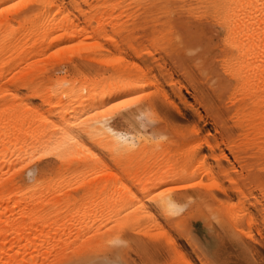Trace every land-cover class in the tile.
Segmentation results:
<instances>
[{
	"label": "bare ground",
	"instance_id": "6f19581e",
	"mask_svg": "<svg viewBox=\"0 0 264 264\" xmlns=\"http://www.w3.org/2000/svg\"><path fill=\"white\" fill-rule=\"evenodd\" d=\"M0 10V264H90L98 257L133 264L131 241L150 252L165 245L185 259L165 225L183 227L196 199L217 203V218L253 235L244 232L252 213L224 201L231 193L246 197L236 180H264V0H0ZM205 21L220 32L209 47ZM117 37L140 63L104 55L121 47ZM147 43L170 52L178 69L184 57L196 59L193 68L206 66L201 74L191 67L196 100L223 132L233 127L226 116L239 131L228 136V148L247 175L228 179L230 188L201 155L205 143L224 172L222 159H229L215 153L218 142L200 138L188 149L186 140L161 137L169 117L183 112L148 89L158 78ZM189 44L192 53L184 51ZM21 89L49 109H28L27 98V108L24 98L16 103L12 90ZM133 98L122 120L103 126L96 123L103 116L85 118ZM260 188L251 205L264 213Z\"/></svg>",
	"mask_w": 264,
	"mask_h": 264
},
{
	"label": "rangeland",
	"instance_id": "374dc122",
	"mask_svg": "<svg viewBox=\"0 0 264 264\" xmlns=\"http://www.w3.org/2000/svg\"><path fill=\"white\" fill-rule=\"evenodd\" d=\"M202 26H203L202 30H204V35H205L204 44L208 45L209 47V45L214 39H219L220 32L217 31L216 26L210 21L203 22ZM191 28L196 29L197 26H192ZM215 32L217 35H215ZM117 38L121 47L119 48L118 45L119 49L114 47H110L111 49H109L107 46L108 50L103 52L104 55L110 54V56L108 55L110 58L112 54L114 57H116L115 54L121 53L120 55H117L118 58L122 60H126L128 58L129 60L128 61L126 60V62L128 63L129 62L133 63V60L135 59L137 63H140L141 59L135 54V52L132 51L126 45V43L121 40V38L119 37ZM178 42L179 40H173L172 44L177 45ZM147 47L150 50H152V52L154 53L153 54L148 48L145 51V52L147 51L150 52V54H146V58L148 59L149 63L152 65L154 69V70L152 69L153 72L151 73V77L158 78L157 80L156 78L153 79L156 81V82L154 81L155 85L158 83L156 87L153 85L150 86L148 89H150L151 92H156L155 93L156 98H158L159 100L169 101L170 99L171 103L172 104L174 103L175 107L179 106L178 108H180V110L182 109L183 112L181 114L175 113L174 117L172 116L169 117V120H167L169 126L167 128L160 129L161 130L160 134H162L161 137L165 138V140L162 139L161 137L160 138L165 142L171 140L180 141L181 139L186 140L187 146L184 148L188 147V149H191V145L192 147H194V144L195 145L198 144V142H200L201 139H202L201 142H204L205 139L210 140L211 143L218 142L220 148H217L215 153L218 155L223 151L227 156V158L229 159V161H227L226 159H222L223 166L226 169L224 172H220L216 167L217 163L209 147L205 143L203 144V150L201 155L205 156L206 162L207 160L209 161L207 165L212 163L211 166L213 165L212 168H214V171L216 173L214 175L219 179L221 178L220 181L218 180V182H221L222 185H225V187L230 188L232 186V181H234L232 180V178L238 179L239 174L247 175V172L242 169L239 163H237L233 154L228 148V143H229L228 136L235 137L239 134L237 127L234 126V121L231 119L232 116L230 118L226 116V120L228 121V124L230 126H233L230 131V134L228 135V133L223 132L221 128L214 122L212 113L208 112L196 100V94L193 87L194 80L192 75V68H193L192 64L194 63L196 64L195 62L196 59H194L195 61L192 62L191 61L192 59L184 57L183 60L184 69L181 70L174 65L171 59L172 55L170 54V52L157 49L154 46L151 47L149 43H147ZM193 48L194 45L189 44L188 49L184 51L187 53L188 51L189 53H192L191 51L193 50ZM117 49L118 50L122 49L121 50L122 52L120 51L118 52ZM123 50L125 51L123 52ZM122 53L123 55L124 54L126 55V56L124 55L125 59L124 57H122ZM119 56H121L122 58ZM156 65H160L161 68ZM198 65L199 64H197L196 68H193L194 69L193 71L201 74L200 72L202 70L200 71V69H206V66L204 67V65L203 66H198ZM214 75L216 76L218 75L217 71L212 73L213 77ZM170 81L171 83H169ZM190 81H192V83H190ZM178 82H180V84H178ZM158 87L161 88H159L158 90ZM12 91H14L13 95L15 93L14 98H17V99L13 98L15 101L16 100L22 101L23 100L22 98L25 99V101L23 100L25 104H21V101L20 102L16 101V103L18 104L20 103L21 105L27 104L26 108L30 104V108L28 109L37 110V108H39L38 110H40L41 112H43L42 110L44 109H45L44 112H46L49 109L48 107L49 105L46 104V102H44L42 98L40 99L29 98L28 96L30 93L27 89H21L18 91L12 90ZM164 91L165 92L167 91V93L164 94L165 93ZM177 91L182 92L181 94L183 95V98H180V96L176 93ZM18 93L20 95H18ZM26 100L27 102H29V104L26 103ZM5 104L6 103H4V105ZM193 109L200 112V114L202 115L201 119L194 114ZM174 111L176 112L175 109ZM194 128L196 129V131ZM199 167L200 164L198 165L197 168ZM233 167L235 168V170L233 169ZM230 178L232 181L228 180ZM203 179H204L203 181L206 182L205 180H207V177L203 176ZM209 180L210 179H208L206 183L211 182ZM235 182H238L240 184V187L244 189L243 191L246 194V197L239 198L235 194L231 193L232 198H230V200H225V201L222 200V201L226 202L227 206L232 205L230 207H232L234 210H237L234 207L237 205V208L238 207H239L238 209L241 208L240 209L241 211L245 209L247 213L249 212L248 214L252 213L253 216L250 215L251 219L253 217L254 219L253 221L256 224L253 222L251 223L252 226L250 225L249 227L248 225H245L244 232L253 234V235L249 234L250 236H253V238L252 237L249 238L250 236H248V234L246 236V235H241L238 232H235L226 221L217 218L214 213L215 212L214 209L216 210L219 207L217 203L211 202L213 206H210L211 204L208 205L206 201L205 202L202 200L198 201L196 199V201L191 202L190 207L187 210L188 211L187 216L183 219V221H181V223L184 224L183 227L169 226L168 224L164 223L166 224L165 225V228H167L166 230H169L167 233L171 232V234L173 235V239L175 238V240L178 241L177 245H179L178 246L179 249L182 250V251L179 250V252L180 254L183 252L182 255H184L185 259L182 258L183 259L182 260L180 257H176L175 255H173L166 247H164L165 245L162 247L163 248L162 251L150 252L146 250H141L133 241H131V247L129 249H126L127 260L129 259L128 261L132 263L134 261L133 264H181L180 262L182 261L185 262V260L191 261L193 264H249V261L251 259L255 261V264H264V236H263L264 213H259L257 209H255V207L251 205V202L254 199V197L259 198L262 196L260 186L264 185V180H236ZM239 203L241 204L239 205ZM256 221H258V223ZM248 230L251 232H249ZM258 230L259 232H257ZM128 256L132 258V261ZM200 261L202 263H200Z\"/></svg>",
	"mask_w": 264,
	"mask_h": 264
},
{
	"label": "snow or ice",
	"instance_id": "6c2138e0",
	"mask_svg": "<svg viewBox=\"0 0 264 264\" xmlns=\"http://www.w3.org/2000/svg\"><path fill=\"white\" fill-rule=\"evenodd\" d=\"M16 5H12V7H15ZM2 11V10H0ZM139 98H133L131 101L129 100H122L117 104H109L108 107H102L99 112L93 110L91 112L90 116H86V119H91L93 116H103V120H97L96 123L101 124L103 126H107L109 122L122 120L125 116L128 115L127 110L131 108L133 104L136 103V101ZM82 121L77 122L76 124L72 125L71 128L73 130L79 131ZM46 155H50V153H46ZM168 205L170 208H175V205L171 203V201L168 202ZM115 245H122L124 242L121 240H114L112 241ZM90 264H124L123 260H108L104 257H98L94 258L93 261L90 262ZM249 264H255V261L251 260L249 261Z\"/></svg>",
	"mask_w": 264,
	"mask_h": 264
}]
</instances>
